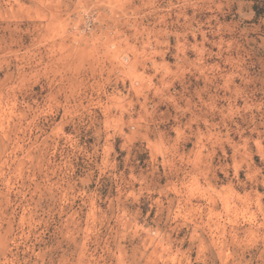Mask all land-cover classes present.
<instances>
[{
	"label": "rangeland",
	"instance_id": "obj_1",
	"mask_svg": "<svg viewBox=\"0 0 264 264\" xmlns=\"http://www.w3.org/2000/svg\"><path fill=\"white\" fill-rule=\"evenodd\" d=\"M0 264H264V0H0Z\"/></svg>",
	"mask_w": 264,
	"mask_h": 264
}]
</instances>
